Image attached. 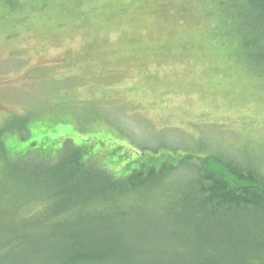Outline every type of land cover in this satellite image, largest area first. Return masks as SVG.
<instances>
[{
  "label": "rangeland",
  "instance_id": "374dc122",
  "mask_svg": "<svg viewBox=\"0 0 264 264\" xmlns=\"http://www.w3.org/2000/svg\"><path fill=\"white\" fill-rule=\"evenodd\" d=\"M18 1H0V235L14 220L51 229L38 216L51 215L42 194L63 144L119 174L169 145L264 172V74L226 35L248 0ZM170 191L166 209L184 212ZM150 214L133 246L144 262L167 236Z\"/></svg>",
  "mask_w": 264,
  "mask_h": 264
},
{
  "label": "trees",
  "instance_id": "16d2710c",
  "mask_svg": "<svg viewBox=\"0 0 264 264\" xmlns=\"http://www.w3.org/2000/svg\"><path fill=\"white\" fill-rule=\"evenodd\" d=\"M247 2L246 19L230 23L226 35L234 42L232 52L264 74V0ZM60 136L69 144L67 131ZM58 139L50 138L52 145ZM64 146L68 154H59L50 191H43L49 195L42 194L51 215L38 216L51 229H20L22 222L14 220L0 235V264H264V172L259 169L228 153L169 145L154 150L156 164L119 174L97 167L81 147ZM171 188L181 193L184 212L166 209ZM149 213L167 236L164 248L152 249L144 262L133 246L140 244V218ZM144 234L147 242L150 232Z\"/></svg>",
  "mask_w": 264,
  "mask_h": 264
},
{
  "label": "bare ground",
  "instance_id": "6f19581e",
  "mask_svg": "<svg viewBox=\"0 0 264 264\" xmlns=\"http://www.w3.org/2000/svg\"><path fill=\"white\" fill-rule=\"evenodd\" d=\"M230 9H232V8H230ZM234 9H232V11H233ZM249 62V61H248ZM252 63V62H251Z\"/></svg>",
  "mask_w": 264,
  "mask_h": 264
}]
</instances>
